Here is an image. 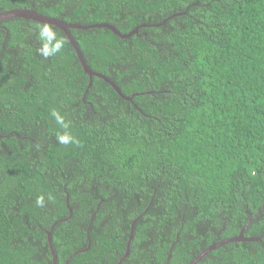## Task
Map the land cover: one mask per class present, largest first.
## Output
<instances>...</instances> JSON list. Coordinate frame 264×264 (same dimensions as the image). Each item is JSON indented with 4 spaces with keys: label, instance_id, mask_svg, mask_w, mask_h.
<instances>
[{
    "label": "trees",
    "instance_id": "obj_1",
    "mask_svg": "<svg viewBox=\"0 0 264 264\" xmlns=\"http://www.w3.org/2000/svg\"><path fill=\"white\" fill-rule=\"evenodd\" d=\"M15 8L122 33L166 21L127 38L70 29L88 66L131 100L98 76L85 92L58 27L66 45L44 58V23L0 21V264H51L54 222L58 264H116L134 220L121 264H188L261 210L264 0H0ZM52 109L79 143H58ZM263 233L264 210L243 236ZM196 264H264V237Z\"/></svg>",
    "mask_w": 264,
    "mask_h": 264
},
{
    "label": "water",
    "instance_id": "obj_2",
    "mask_svg": "<svg viewBox=\"0 0 264 264\" xmlns=\"http://www.w3.org/2000/svg\"><path fill=\"white\" fill-rule=\"evenodd\" d=\"M11 18H23V19H31L40 23H44V24H51L53 26L58 27L60 30L63 31V33L65 34V36L68 38L70 44L72 45L73 49L75 50V53L83 67V70L85 73L88 74L89 77V81H88V85L87 88L85 90V92H87V89L91 86L92 84V77L93 76H98L100 78H102L104 81H106L108 84H110L112 86V88L121 96L124 97L126 100H131L132 97L138 93H133L131 96H125L120 88L113 82L111 81L107 76L95 72L93 71L87 64L81 50L79 47L78 42L74 39V37L72 36L70 29L71 28H76V29H89V28H107L109 30H111L114 34H116L117 36L121 37V38H127L132 36L133 34H137L139 29L141 27H150V26H159L161 24H163L166 19H164L162 22L156 23V24H139L137 26H135L133 29H131L130 31L126 32V33H122L120 32L114 25L109 24L107 22H101V23H93V24H86V25H82V24H78V23H68L65 22L59 18L53 17V16H47V15H43L40 14L38 12H36L33 9H29V8H15V9H10V10H6V11H1L0 10V21L2 20H8ZM85 94V93H84ZM66 202H68V199L66 200ZM68 206V205H67ZM69 208V206H68ZM69 214H71V209L69 208ZM93 217V216H92ZM92 217L90 219V222L92 221ZM67 218H63L61 219V221L66 220ZM57 222H54L53 225L50 227L49 230H45L46 236H47V242L50 248V253L52 255V262L51 264H58L57 263V257L56 254L54 252V249L52 247L51 244V237H52V230L53 227L55 226ZM90 225V223H89ZM89 225H88V229H89ZM135 225V220L132 222L131 224V230H130V235L127 241V245H126V250L125 253L123 254L122 257H120V259L118 260V262L116 264H121L123 259L128 256L129 254V247H130V243L132 240V234H133V228ZM246 228V225L243 226V228H241L240 232L235 235L232 236L230 238H226L223 240H220L218 242L212 243L210 246H208L206 249H204L196 258H194L192 261H190L188 264H196L204 255L208 254L210 251L216 249L219 246L225 245L227 243L230 242H238V241H260L263 237H264V233L261 234L260 236H255V237H244L243 236V232ZM89 246V245H88ZM87 246V248H88ZM173 246V245H172ZM172 246L169 249V254L167 256V261L170 257V252L172 250ZM85 248V249H87ZM75 254V253H74ZM69 259H67L64 264H68ZM167 264V263H166Z\"/></svg>",
    "mask_w": 264,
    "mask_h": 264
},
{
    "label": "clouds",
    "instance_id": "obj_3",
    "mask_svg": "<svg viewBox=\"0 0 264 264\" xmlns=\"http://www.w3.org/2000/svg\"><path fill=\"white\" fill-rule=\"evenodd\" d=\"M38 39L40 41V47L37 49V52L44 58L57 55L66 45V40L63 37H58L54 28L49 24H44L39 27ZM50 114L60 128L64 129V131L57 132L56 138L58 143L62 145L79 143L78 139L68 131L70 122L66 121L64 115L56 109H52ZM36 204L38 207H44L45 197L43 195L38 196L36 198Z\"/></svg>",
    "mask_w": 264,
    "mask_h": 264
},
{
    "label": "rangeland",
    "instance_id": "obj_4",
    "mask_svg": "<svg viewBox=\"0 0 264 264\" xmlns=\"http://www.w3.org/2000/svg\"><path fill=\"white\" fill-rule=\"evenodd\" d=\"M264 210V204H262V208H261V210L257 213V214H255V215H252V213L249 211V210H246V212H247V214H248V220L246 221V223L244 224V225H246V228L249 226V224L254 220V218L256 217V216H259V215H261L262 214V211ZM243 228V227H242ZM245 228V229H246Z\"/></svg>",
    "mask_w": 264,
    "mask_h": 264
}]
</instances>
